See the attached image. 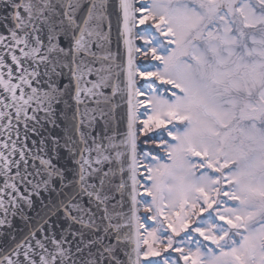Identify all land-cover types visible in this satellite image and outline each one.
Masks as SVG:
<instances>
[{"label":"snow or ice","instance_id":"obj_1","mask_svg":"<svg viewBox=\"0 0 264 264\" xmlns=\"http://www.w3.org/2000/svg\"><path fill=\"white\" fill-rule=\"evenodd\" d=\"M2 237L0 264H264V0H0Z\"/></svg>","mask_w":264,"mask_h":264},{"label":"clouds","instance_id":"obj_2","mask_svg":"<svg viewBox=\"0 0 264 264\" xmlns=\"http://www.w3.org/2000/svg\"><path fill=\"white\" fill-rule=\"evenodd\" d=\"M187 174L178 158L175 167L166 170L163 175L157 178L159 188L163 195L169 200L174 197L182 182H185Z\"/></svg>","mask_w":264,"mask_h":264},{"label":"water","instance_id":"obj_3","mask_svg":"<svg viewBox=\"0 0 264 264\" xmlns=\"http://www.w3.org/2000/svg\"><path fill=\"white\" fill-rule=\"evenodd\" d=\"M112 36H113V39L116 36L115 28H113ZM113 47H115V43H113ZM122 129H123V126H121V130ZM59 163L63 164L64 161L61 160ZM29 214L30 215H34V213H29ZM12 231H16L17 232V236L19 238V236L23 235L27 231V229L25 228L23 222L19 218H13V229H12ZM5 240H7V237L0 238V242L5 241Z\"/></svg>","mask_w":264,"mask_h":264},{"label":"rangeland","instance_id":"obj_4","mask_svg":"<svg viewBox=\"0 0 264 264\" xmlns=\"http://www.w3.org/2000/svg\"><path fill=\"white\" fill-rule=\"evenodd\" d=\"M257 59V57H251L250 58V62H253V61H255ZM259 91H260V89H259V87L257 86L255 89H253V95H252V97H251V99L253 100V101H255L257 98H258V93H259Z\"/></svg>","mask_w":264,"mask_h":264}]
</instances>
